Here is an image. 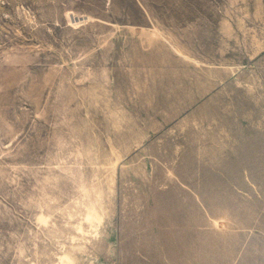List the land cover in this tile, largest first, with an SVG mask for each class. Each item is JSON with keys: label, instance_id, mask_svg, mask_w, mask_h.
I'll return each instance as SVG.
<instances>
[{"label": "rangeland", "instance_id": "obj_1", "mask_svg": "<svg viewBox=\"0 0 264 264\" xmlns=\"http://www.w3.org/2000/svg\"><path fill=\"white\" fill-rule=\"evenodd\" d=\"M254 221L264 0H0V264H243Z\"/></svg>", "mask_w": 264, "mask_h": 264}, {"label": "crops", "instance_id": "obj_2", "mask_svg": "<svg viewBox=\"0 0 264 264\" xmlns=\"http://www.w3.org/2000/svg\"><path fill=\"white\" fill-rule=\"evenodd\" d=\"M253 151L254 158L256 157V148L250 149L249 152ZM247 162V160H244ZM243 162V163H245ZM253 162V163H251ZM239 163H241L239 161ZM256 161H248V167L255 166ZM239 167H242V164H239ZM247 174H241L237 177V180H230L231 182H238V183H245L247 185H252L254 187V191H252L253 201L259 202L260 197L257 194L255 183L258 182L257 177L255 175H251L250 169H243ZM244 172V171H243ZM250 174V175H249ZM229 181V182H230ZM254 183V184H253ZM241 192V191H239ZM244 195H247L245 191L243 192ZM249 199V198H248ZM255 219V218H254ZM239 232L240 231H247L246 234L242 235L243 238L239 237L237 241V257L238 261L243 262V264H264V223H258L256 221L249 223L248 225L240 223L238 224ZM226 253V252H225Z\"/></svg>", "mask_w": 264, "mask_h": 264}]
</instances>
